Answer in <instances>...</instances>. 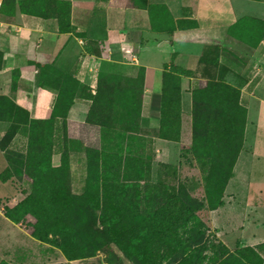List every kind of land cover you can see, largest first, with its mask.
<instances>
[{
  "label": "rangeland",
  "instance_id": "obj_1",
  "mask_svg": "<svg viewBox=\"0 0 264 264\" xmlns=\"http://www.w3.org/2000/svg\"><path fill=\"white\" fill-rule=\"evenodd\" d=\"M55 1L5 0L0 39L18 34L22 15L46 17L49 7H56ZM257 69L250 67L253 89L260 82ZM249 94L251 90L243 101L248 108L247 127L241 126L244 113L239 108L223 118L216 115L219 110L214 103L205 115L212 129L199 132L207 146L223 145L228 153L241 149L232 178L223 189L226 209L219 213L220 208L211 207L220 198L214 188L215 181L221 187L219 177L210 171L204 154L200 159L194 153V146L205 148L196 147L193 132L182 138L183 117L173 125L181 138L171 155L165 148L163 154L158 132L141 128L138 80L118 78L111 83L102 79L96 95L80 89L79 95L92 102L85 122L67 121L64 126L65 130L71 127L70 135L68 131L64 135L73 143L64 158L70 179L58 178L64 173L53 174L38 162L41 158L49 161L50 148H39L38 142L29 146L27 116L21 119L28 126L13 130L0 115V264H141L143 254L164 257L162 264L191 259L195 264H211V243L226 247L229 256L242 259L243 264H249V258L238 253L246 248L264 259V236L258 235L264 230V93ZM6 106L8 100L0 97V112L8 110ZM39 128L41 136H49L52 130ZM14 131L18 133L12 138ZM77 151L85 160L82 180H73L71 175L72 153ZM59 185L61 190L68 185L70 193L60 192ZM43 187L46 192L32 196L34 189ZM27 211L37 212L38 220ZM140 218L144 235L140 237L148 244L142 240L135 258L114 240L122 236L126 243L127 231L139 226ZM36 228H41L40 237L33 234ZM44 231L51 234L43 235Z\"/></svg>",
  "mask_w": 264,
  "mask_h": 264
},
{
  "label": "crops",
  "instance_id": "obj_2",
  "mask_svg": "<svg viewBox=\"0 0 264 264\" xmlns=\"http://www.w3.org/2000/svg\"><path fill=\"white\" fill-rule=\"evenodd\" d=\"M58 1L70 3L71 32L62 33L53 15H22L18 34L0 39V97L27 111L32 120L51 121L55 113V124L61 123L63 102L75 94L67 121L85 122L92 101L80 96V89L96 95L100 80L113 83L123 78L140 81L141 128L158 132L164 72L176 69L189 73L180 79L183 138L192 131L193 92L207 77L239 88L247 110L244 96L250 90L247 97L264 93V38L258 24L250 23L264 20V0H141L142 5L156 6L153 13L136 6L134 0ZM189 21H195L198 29L183 30L178 25ZM210 50L213 54L206 59ZM252 65L258 68L255 76H260L254 89ZM60 94L63 100L58 103ZM60 138L64 148L73 145L65 136ZM158 142L163 154L165 148L171 155L177 145ZM60 153L53 156L55 167L61 164ZM85 174V160L80 151L73 152L72 179L82 180ZM258 235L263 238L264 230Z\"/></svg>",
  "mask_w": 264,
  "mask_h": 264
},
{
  "label": "trees",
  "instance_id": "obj_3",
  "mask_svg": "<svg viewBox=\"0 0 264 264\" xmlns=\"http://www.w3.org/2000/svg\"><path fill=\"white\" fill-rule=\"evenodd\" d=\"M134 1H135L136 6L144 7L145 9L149 10L151 13H153V10H155L154 8H156V6H151V5L148 6L147 3H145V5L144 4L142 5L140 3L141 0H134ZM4 3L1 9V12L3 10ZM55 5L56 7L52 6L53 8L51 9L49 7L47 16L53 15L58 20L59 28L62 33L71 32L73 28L71 26V6L70 4L64 1L56 0ZM245 21L246 20H244V22ZM254 21H250L251 26L254 27L256 24H258L257 28H260L261 32L263 33L262 37L264 38V20L263 21L254 20ZM239 23L240 24L243 23V20ZM178 25L182 27L183 30H187V29L197 30L198 29V24L195 21L179 22ZM197 32H198L196 33L197 35L205 34L204 32H201V31H197ZM171 33H173V31ZM191 41H195V39ZM213 51L210 50L209 51L210 53L209 52L206 53L207 54L206 59L213 54ZM2 59L3 57H2V54L0 53V69H1ZM206 59L203 60L202 58V61L205 62ZM216 65H217V62H216ZM184 73H188V72L181 73L180 71L176 69L164 72L162 118H161V127H160V130L158 131L160 140L176 143V142H179L178 140L179 138H181L180 133L174 130L173 125L176 123L175 122L176 118L179 119V116L182 117V106H181L182 95H181V80L180 79H181V75ZM99 87H100V81H99ZM74 95L75 94H72L70 96L68 103L67 101L64 100V103L67 104L65 108L66 113L62 115L63 121L59 123L60 127L58 123L55 124L54 120L57 117L55 113H54V119H52L51 121H35V120L30 119L27 111L16 107L10 100L6 98H3V99L8 100V106L5 107L8 110L4 109V112L2 111L0 112V115L4 116L2 117L3 118L2 120L4 121L7 120L14 127L13 130L15 129L17 130L18 127L28 124L26 121H22L21 116H24V117L27 116L29 118L30 130L27 131V134H28L27 136L29 137V146L32 145L33 147L34 143H37V142H38L37 146L39 148L48 146V148H50L49 155L51 156L49 161H46L43 158H41L40 160L37 158L38 162H41L40 164H46V167L48 168L47 170L53 174L64 173L63 175L57 176L58 178H62V179H70V168L69 166L68 168L66 167L67 166L66 164H68V162L66 163L64 159L66 158L65 157L66 148L60 145V143L62 142L60 135L65 136L64 133L65 131H67L65 130L64 126L68 125V122H67L68 112L67 111H69L71 106L73 105ZM62 100H63V96L62 94H60L58 103H61ZM240 101H241V92L239 88L233 87L227 84L223 80L222 81H200L198 89L193 92V109H192L193 143L196 142L195 143L196 147L203 146L205 148L204 150H201V149L197 150L195 149V146H194L193 151L196 154V156L200 159H203L202 154L205 155V159L209 161V163L211 164L210 171H212L214 175L215 174L218 175L220 183H221V187H217L216 186L217 184L215 181L214 188H217V190L219 191L218 193H219L220 198L214 205L211 206L212 210H217L223 207L224 205L222 201L223 189L227 186L230 179L232 178L233 167H234V164L237 158L240 155L241 149L238 148L237 150L230 151L228 153V152H225L224 150L225 147L223 145H220V146L218 145L216 149L213 146H207L206 142H204V140L201 138L202 135L199 134V132L204 129H209V130L212 129V127L208 125V121L206 122L207 118L205 115H208L207 113L209 111V108H211L210 106H212L214 103H215L214 105L215 108L219 110L217 111L216 115L222 116L223 118L232 116L233 111L236 108H239L244 113L243 115L244 119L242 121L241 126L245 128L247 126L248 111L246 108L244 107L242 108V106H240L241 105ZM140 108H141V105H140ZM178 123L180 124V121H178ZM181 124H182V121H181ZM25 126H28V125H25ZM40 126H42L43 132L46 131V128L52 129L49 133V136H46V135L41 136V134H39L40 131H42L39 128ZM179 129L182 130L181 125H179ZM17 133H15L14 131L12 138H14L17 135ZM45 137L46 138L50 137V138L46 139ZM44 141L46 142L42 143ZM58 150H60L61 152L60 154L62 155L61 164L60 166L55 167L53 166V156ZM38 152L40 153V151ZM44 161L45 163H42ZM59 186L61 190L62 186L61 185ZM46 190L47 189L45 187H43L40 190L39 189L37 190L36 188L34 189V194L32 196L35 197L39 193V191L46 192ZM60 192H62L63 194H69L70 191H69L68 185L65 186ZM26 214L32 215L33 217H35L36 221L38 220L37 212L27 211ZM192 215L193 214H191V216ZM137 223L139 224V226L127 231L130 234L131 239L128 238L126 240V243L123 241L124 239L122 238V236H119V239L114 240L120 246L121 250L126 255H129L130 253H132L133 255H135L134 256L135 258L137 257L136 251L140 252V247H141L140 243H142V240L143 242H146L148 244V240L146 238L142 239L140 237V236H144L142 228H141L142 218H140V220H137ZM49 230L50 229H48V231ZM40 231H41V228H36L33 234L37 237H40L42 235L40 234ZM48 231L47 232L44 231L43 235L51 234V232H48ZM59 247L63 249L62 245H59ZM211 247L213 250V255L209 257L208 259V261L211 264H243L242 259H238L237 257H234V256H229V253L226 247L220 244L216 246L213 243H211ZM145 248L147 249V247ZM238 254H241L243 258L245 257L247 259L249 258L248 259L249 264H264V259H262L261 256L258 255L253 249L246 248L243 251H240V253ZM245 254H249L250 256L247 257ZM143 256H144L143 260L140 261L141 264H162L164 260V257L160 258V256H155V255L146 256L145 254H143ZM197 261L202 263L203 260L200 259V257H198ZM195 263L197 262H195L193 259L180 260L178 262V264H195Z\"/></svg>",
  "mask_w": 264,
  "mask_h": 264
},
{
  "label": "built area",
  "instance_id": "obj_4",
  "mask_svg": "<svg viewBox=\"0 0 264 264\" xmlns=\"http://www.w3.org/2000/svg\"><path fill=\"white\" fill-rule=\"evenodd\" d=\"M3 3H4V0H0V13H1V9H2Z\"/></svg>",
  "mask_w": 264,
  "mask_h": 264
}]
</instances>
